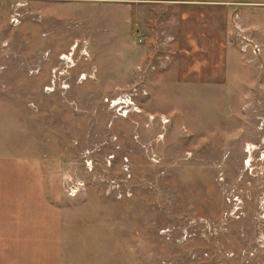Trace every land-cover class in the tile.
Listing matches in <instances>:
<instances>
[{
	"label": "rangeland",
	"instance_id": "rangeland-1",
	"mask_svg": "<svg viewBox=\"0 0 264 264\" xmlns=\"http://www.w3.org/2000/svg\"><path fill=\"white\" fill-rule=\"evenodd\" d=\"M9 159L65 264H264V0H0Z\"/></svg>",
	"mask_w": 264,
	"mask_h": 264
},
{
	"label": "crops",
	"instance_id": "crops-1",
	"mask_svg": "<svg viewBox=\"0 0 264 264\" xmlns=\"http://www.w3.org/2000/svg\"><path fill=\"white\" fill-rule=\"evenodd\" d=\"M63 217L34 161H0V264H65Z\"/></svg>",
	"mask_w": 264,
	"mask_h": 264
},
{
	"label": "built area",
	"instance_id": "built-area-1",
	"mask_svg": "<svg viewBox=\"0 0 264 264\" xmlns=\"http://www.w3.org/2000/svg\"><path fill=\"white\" fill-rule=\"evenodd\" d=\"M13 20H17V18H13ZM106 101L117 116H128L133 112L140 111L132 91L122 92L111 98H106Z\"/></svg>",
	"mask_w": 264,
	"mask_h": 264
}]
</instances>
